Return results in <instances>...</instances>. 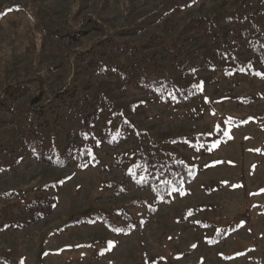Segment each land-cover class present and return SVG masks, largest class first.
Masks as SVG:
<instances>
[{
  "label": "rangeland",
  "instance_id": "374dc122",
  "mask_svg": "<svg viewBox=\"0 0 264 264\" xmlns=\"http://www.w3.org/2000/svg\"><path fill=\"white\" fill-rule=\"evenodd\" d=\"M242 2L0 0V98L23 89L29 93H15L18 103L32 96L43 104L49 91L74 82L72 64L101 40L114 38L121 47L146 41L160 30L153 23L168 6L183 7L165 17L173 35L192 19L232 12ZM253 2L255 11L264 10V0ZM90 20L100 29L92 31ZM98 73L82 74L89 95L108 93L127 111L144 103L127 115L143 141L118 151L104 147L97 152L102 164L86 169L30 157L0 166V264H264V78L216 75L202 114L191 115L150 100L113 71ZM3 113L1 107L0 141L15 144L19 135ZM134 149L170 154L194 176L158 196L139 184L142 173L136 181L116 166L118 154ZM51 197L58 199L55 209L30 216L26 202Z\"/></svg>",
  "mask_w": 264,
  "mask_h": 264
},
{
  "label": "trees",
  "instance_id": "16d2710c",
  "mask_svg": "<svg viewBox=\"0 0 264 264\" xmlns=\"http://www.w3.org/2000/svg\"><path fill=\"white\" fill-rule=\"evenodd\" d=\"M253 7V0H243L232 12L216 13L209 19H192L172 35L174 27L165 17L174 16L183 7L168 6L157 13L153 23L162 24L160 30L148 35L146 41L125 42L121 47L114 38L101 40L88 57L72 64L74 82L69 80L62 89L49 91V97L41 100L43 104L32 96L24 105L18 103L15 93L28 95L27 90L6 93L0 98V105L6 114L3 113L4 118L9 119L6 123L14 125L20 140L7 145L0 141V166L30 157L53 165L71 163L86 169L102 164L97 152L104 147L118 151L134 140L143 141L145 134L137 130L127 115L138 112L144 103L130 106L127 111L108 93L96 89L89 95L82 76L86 77L88 69L103 76L113 71L114 77L131 82L150 100L161 101L175 110L187 109L191 115L202 114L207 105L205 96L210 80L216 75L223 74L229 80L245 74L264 78L259 75L264 74V27L260 25L264 10L255 11ZM89 23L92 31L100 29L92 20ZM133 35L138 37L139 30ZM111 49L119 52L121 59L123 55L127 57L128 64L112 57ZM257 67L261 70H254ZM196 85L202 88L194 87ZM75 122L80 123V127L73 130L71 125ZM157 148V144L151 147ZM156 155L158 153L148 154L144 149L124 151L116 156L115 164L125 171L129 169L127 173L136 181L142 173L139 184L156 195L172 194L192 180L193 167L169 160L170 154ZM57 201L51 197L26 202V210L30 216L44 217L56 208Z\"/></svg>",
  "mask_w": 264,
  "mask_h": 264
},
{
  "label": "snow or ice",
  "instance_id": "6c2138e0",
  "mask_svg": "<svg viewBox=\"0 0 264 264\" xmlns=\"http://www.w3.org/2000/svg\"><path fill=\"white\" fill-rule=\"evenodd\" d=\"M259 75H261L262 77H264V74H259ZM194 87H197V88H202V86H201V85H196V86H194ZM85 138H87V137L85 136Z\"/></svg>",
  "mask_w": 264,
  "mask_h": 264
}]
</instances>
